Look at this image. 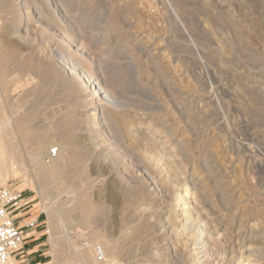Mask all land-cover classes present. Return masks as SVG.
<instances>
[{"label":"rangeland","instance_id":"obj_1","mask_svg":"<svg viewBox=\"0 0 264 264\" xmlns=\"http://www.w3.org/2000/svg\"><path fill=\"white\" fill-rule=\"evenodd\" d=\"M27 1L28 19L22 11L16 23L0 21V99L23 123L16 140L26 152L35 149L28 132L45 134L44 162L59 165L66 185L85 183L90 212L69 210L73 244L103 238L119 264H167L160 202L168 197L170 222H182L198 248L207 241L208 264H245L247 256L264 264V231L251 232L264 221V0ZM52 149L57 155L48 157ZM185 186L186 206L171 199ZM55 187L62 204L65 187ZM7 188L22 195L14 215L25 254L39 246L41 263L54 264L53 254L64 260L68 245L52 252L42 199L20 174ZM150 222L148 244L150 229L138 227ZM207 228L212 234H201ZM180 247L194 264V246Z\"/></svg>","mask_w":264,"mask_h":264},{"label":"bare ground","instance_id":"obj_2","mask_svg":"<svg viewBox=\"0 0 264 264\" xmlns=\"http://www.w3.org/2000/svg\"><path fill=\"white\" fill-rule=\"evenodd\" d=\"M27 3H28L27 0H1L0 1V9H1L0 21H2V15H4L7 19L9 17V20H11L13 23L14 22L16 23L17 20H18L19 14L22 13V11H24V12L28 11ZM26 12L23 15H25V18L28 19V14ZM69 63L72 64V68H78L77 72H78L79 77L82 76V77L87 78V82L91 83V85L93 86V90H96L97 92L102 90L103 91L102 93L104 94V96L106 98H108V99L112 98L110 93L106 89L103 88V86L99 82L98 78L94 77L93 74L88 73L87 71H85V69H83L79 65V63H77V61L70 60ZM6 79H8V78H6ZM6 79H4L3 81L7 82ZM8 81L10 82L9 79H8ZM10 84L11 83H9V85ZM17 85L20 86L19 84H17ZM17 85H16V87H17ZM4 86H2V88ZM87 90L88 89H86V88L84 89V91H87ZM14 98H16V97H14ZM96 113L97 112H95V110H94L93 114L96 115ZM15 119H16V117H15ZM30 119L32 120L33 118H30ZM33 122H35V121H33ZM21 123L22 122L20 120L14 121L13 118L4 110L2 101L0 99V187L7 188V179L10 178V177H13L15 179L16 174H20L22 176V178H23L25 186L27 188H29L30 190L34 191L42 199V201H43L42 212L46 213V217H47V220H48V231L47 232L49 234V242H50V246L52 248V252L56 253L61 248H63L65 244L68 245L67 249L69 248L68 256H66V257L64 256L65 257V258H63L64 260H62V256L61 255L53 254L54 261H55L54 264H119L120 262H119L118 258L120 256L118 257V254L116 253L115 248L111 247L109 245L110 242L108 243L103 238H98L96 240H92L91 239L90 241H88L86 239V240H84L85 243H82L83 241L81 242V247L80 248H78V246H75L73 244L74 242L71 241V238L68 235V230H69L70 226H72L70 224V222H69L70 220L68 221V218H69L70 212L73 211L71 209L78 210L81 213V215L84 218H86L85 216H86V214H87V212L89 210V205L90 204L87 205V203H88L86 201L87 197L85 196V193L83 192V190L85 189L84 188L85 183L84 184L81 183L80 186L66 185L65 184L66 176H65V174L61 173V168L59 167V165L57 163L53 162V161L49 162L48 164H46V162H44V160H43V151H46L47 149H45V147H42V144L44 145V141L47 139L45 134H39V136H37V137L36 136L31 137V136H29V132H28L27 133L28 134V140H29V143H30V144H28V146H29L28 148L35 147V149L34 150L32 149V151H29V152L27 151L26 152V147L27 146L25 147V149L22 148V143L19 140H16L17 139L16 130H17L18 126H21ZM38 127L39 126H37V128ZM31 128L32 127H30V129ZM20 131H22V130H20ZM47 137H48V135H47ZM31 140H32V142H30ZM40 143H42V144H40ZM63 144H65V143H63ZM67 144H69V143H67ZM39 145H40V147H39ZM69 146H71V145H69ZM69 146L65 145L64 148L58 146V148H59L58 151H60V154H61V150L65 149V148H69ZM64 154H66V153H64ZM212 154H214V153H212ZM48 157H50V153H49ZM50 159H52V158H50ZM220 159H222V158H220ZM222 162H224V161H222ZM219 164H221V163H219ZM239 169H240V167H239ZM61 185H63V187H65L63 192H65L66 196H67L65 202H63L62 204H61V202L59 200L60 199L59 194L54 196L53 195L54 191L52 193V187L57 186V188H61L60 187ZM154 186L156 187V185H154ZM185 187H187V186H185ZM57 188L55 187V189H57ZM189 192H191V191L187 187V188H185V190L183 192L175 193L171 197V199H175L177 204L180 203L179 205L186 206L187 203L189 202L188 201ZM165 199L166 200H162L160 202V205H163V204L165 205L166 204L167 205V210H168V212L166 214L167 215L166 216V221H164V223L161 225V228H166V229L163 230L165 232V236H164V241H163V243L160 246L162 248V250H163V254L161 256L162 262L167 263V264H169V263L170 264H185V259H184L185 257L182 256V254H180V252H182V248L180 247V245L182 244V241L185 240V243H188V244L190 243V246L191 245L194 246V248L192 249L191 254L189 253V257L193 256V257L196 258L195 261H193V263L195 262L194 264H200V263L208 264V257H207L208 254L206 253L207 249H205L206 245L208 244L207 241L201 242L202 243V247L198 248L197 247V245H198L197 243H198L199 238L198 239H191V238L185 239V237H183L184 234L180 232L182 230L184 231L185 226H184V224L180 226V224H182V222H181L178 225L180 230H178V227L175 228L174 227L175 225H173L170 222V217L172 215H175L176 211L173 208H170V207L168 208V205H170V204H169V202H167V200L168 199L170 200V198H168V197L166 198L165 197ZM157 206H159V205L157 204ZM176 206H178V205H176ZM188 206H189V204H188ZM214 207L215 206L213 205L211 208L213 209ZM69 210H71V211H69ZM194 211H195V209H194ZM243 211H245V213L247 211L251 212V209H244ZM89 212H90V210H89ZM143 212H144V210H143ZM188 212L189 211H187V213ZM178 213H177V215H178ZM245 213H243V215ZM148 216H150V215H148ZM85 221H86L85 225H87L88 219H85ZM150 224H151V222L150 223H144L142 227H138L137 226L139 228L138 230H139L140 233L141 232L145 233V232H147V230L150 229V232L147 233V235L145 234L146 237H148V236L150 237L148 239L145 238L146 239L145 243H148V244L151 243V241H152L151 239H153V236L155 235V233H154L155 231L154 230L151 231V228L153 226H151ZM139 226H140V224H139ZM76 228H77V226H76ZM158 230H157V233H158ZM166 230H167V232H166ZM262 231H264V221L254 222V223L251 224V232L252 233H260ZM74 234H76V233H74ZM131 234L133 236V233H131ZM201 234H207L208 235V234H212V232H211V229L207 228L205 230H202ZM72 237L74 238V236H72ZM137 237H138V235H137ZM139 237L141 238V236H139ZM130 238H132V237H130ZM178 239H179V241H177ZM72 240H74V239H72ZM126 240H129V237ZM176 241H177L178 244H174ZM76 243H78V242H76ZM144 248L146 249V247H144ZM199 255H201V256L199 257ZM252 261H256V260H254L253 257L250 258L249 256H247V260H246L245 264H250ZM227 264H230V262H228Z\"/></svg>","mask_w":264,"mask_h":264},{"label":"built area","instance_id":"obj_3","mask_svg":"<svg viewBox=\"0 0 264 264\" xmlns=\"http://www.w3.org/2000/svg\"><path fill=\"white\" fill-rule=\"evenodd\" d=\"M56 154L57 150L52 149L50 156ZM22 203L20 193L0 188V264H17V254L23 247L25 236L14 214Z\"/></svg>","mask_w":264,"mask_h":264},{"label":"crops","instance_id":"obj_4","mask_svg":"<svg viewBox=\"0 0 264 264\" xmlns=\"http://www.w3.org/2000/svg\"><path fill=\"white\" fill-rule=\"evenodd\" d=\"M24 228L28 229V225L24 224ZM25 244L26 243L24 242L22 249L19 250L17 254V264H43L41 263L43 259V254L37 255V253L39 252L37 251L39 246H35L36 247L35 250L28 251V253L25 254V251H24Z\"/></svg>","mask_w":264,"mask_h":264}]
</instances>
